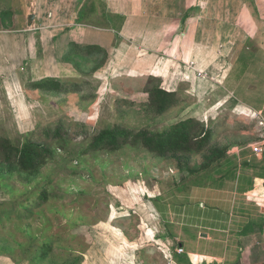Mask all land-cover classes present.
Instances as JSON below:
<instances>
[{
	"label": "rangeland",
	"instance_id": "374dc122",
	"mask_svg": "<svg viewBox=\"0 0 264 264\" xmlns=\"http://www.w3.org/2000/svg\"><path fill=\"white\" fill-rule=\"evenodd\" d=\"M168 1L178 34L163 41L158 52L161 58L179 40L180 44L187 12L197 8L202 15L197 29L204 31L205 37H211L212 44L218 43L217 34L222 43L229 40V46L235 34L243 38L251 34L256 44L258 41L263 44L264 24L262 28L257 24L259 30L253 32L255 24L247 10L255 12V23L257 20L262 24L264 0H188L187 4L185 0ZM33 2L37 15L45 16L47 10L56 12L55 21L47 24L54 27L60 20L70 22L81 0H50L43 4L45 7L38 5V0ZM101 62L99 55L85 62L77 69L81 73L77 82L69 84H78L77 87L66 92L32 89L33 83L29 82L22 87V95L17 91L10 95L0 79V144L8 141L7 146L21 147L31 142L46 152L41 164L25 171L15 162H5L0 148V264H122L123 261L137 264V252L132 254L137 245H128L127 240L135 239L137 243L142 234L140 251L157 248L147 234L149 227L159 222L158 215L152 216L150 212V201L160 205L165 196L170 197L167 192L186 184L190 187L189 181L210 187L220 174L228 178V189L233 186L229 177L237 176L235 167L246 172V161H251L254 154L251 143L264 135V121L257 114L252 117L232 112L230 104L237 105L238 100L261 108L264 99L257 94L252 99L244 88L233 89L236 100L220 89L215 90L210 102L207 97L201 98L209 95V89L206 94L180 93L182 66L175 62L171 81L161 74L160 68L166 62L159 61L158 68L150 65L136 73L129 63L118 70L122 76L112 74V70L105 76H96ZM158 90L174 95L163 110L158 103ZM214 102L223 106L216 113L208 108ZM182 123L188 127L185 130L189 151L159 155L147 150L141 139L133 138L124 142L119 139L117 148L91 149L101 131L127 129L133 133L160 134ZM58 127L67 132L66 136L55 137ZM205 131L209 133L206 137ZM200 141L204 145L197 150ZM216 149H225L223 160L202 169ZM240 182L247 183L243 176ZM207 193L201 190L196 197L192 195L191 199L198 200L197 212L191 207L181 210L174 204L173 211L178 216L187 211L183 213L185 218H179L185 226L208 221L209 217H202L200 205L204 202L208 216L213 213L209 208L214 202L213 195ZM189 202L190 199L185 200V204ZM217 206L221 214H228L229 202ZM155 215L157 220H152ZM161 227L158 224L152 229L159 231ZM142 259L143 264L152 263L144 255Z\"/></svg>",
	"mask_w": 264,
	"mask_h": 264
},
{
	"label": "crops",
	"instance_id": "0c3cea01",
	"mask_svg": "<svg viewBox=\"0 0 264 264\" xmlns=\"http://www.w3.org/2000/svg\"><path fill=\"white\" fill-rule=\"evenodd\" d=\"M33 1L35 0H0V79L10 95L14 91L24 93L22 87L26 83H38L45 79L58 80L65 86L76 83L81 74L77 69L99 55L102 62L98 67L102 68L97 70L96 76H105L111 70L112 74L118 73L119 69L121 71L129 63H132L131 69L136 73L150 65L158 68L157 64L166 62L160 68L161 74L164 79L171 81V68L175 62V65L177 63L182 66L180 93H205L209 89V95L201 98L207 97L210 102L215 90L220 89L236 100L233 89L244 88L251 98H257V94L264 99V39L263 44L260 41H256V44V39L251 34L245 38L235 34V40L229 46L231 42L227 40L222 43L221 36L217 34L215 38L218 43L212 44L211 37H205V32L197 29L202 18L198 8L197 11L187 12L188 19L184 24L180 44V40L175 47L172 44L173 47L161 58L158 52L163 41L171 40V37L178 34L173 24L177 22L171 17L168 0H81L71 21L67 23L60 20L54 27H48L47 24L55 21L56 12L47 10L44 11L46 17L37 15L33 10ZM49 1L38 0V5L45 7L43 4H48ZM187 2L185 0V4ZM247 14L255 24L253 32L259 30L258 26L263 27L264 22H254L255 12L247 10ZM181 19L179 23L182 27ZM261 33L264 37L262 29ZM236 101L237 105L230 104V111H239V114L252 117L257 114L264 121V106L255 108L250 103L242 101L239 104ZM218 102H214L213 107H208L214 113L223 108L222 103L220 107L217 106ZM263 138L264 135H259L251 146ZM262 164L264 165V146L261 155L253 154L251 161L247 159L246 172L235 167L237 176L234 179L233 176L232 179L229 177L231 182L234 181L230 182L233 184L231 188H226L228 178L220 174L210 187L189 181L190 187L186 184L167 192L170 197L165 196L160 205L150 201V212L152 216L157 214L159 220L151 227L158 224L162 227L159 231L154 229V236L153 229L149 227L147 234L157 247L150 248L149 252L140 251L143 245L142 234L137 243L134 242L135 239L131 242L127 240L128 245H137L132 251L133 255L136 252L138 254L137 264H143L142 255L146 260H152L149 264H264ZM242 176L246 184L240 182ZM218 181L223 184L218 185ZM260 182H263L262 185ZM201 190L213 195L214 202L209 206L213 213L208 216L204 202H200L203 210L201 215L207 219L209 217L208 221L185 226L179 218H185L187 211L178 216L173 211L174 206L181 207V210L183 207H191L197 212L195 205L198 200L191 198L192 195L196 197ZM189 199L191 202L185 204V200ZM224 201L229 202L227 215L221 214L220 207L217 206ZM152 220H157L156 215ZM185 241H188L187 246H184ZM178 249L183 252L178 253Z\"/></svg>",
	"mask_w": 264,
	"mask_h": 264
},
{
	"label": "trees",
	"instance_id": "16d2710c",
	"mask_svg": "<svg viewBox=\"0 0 264 264\" xmlns=\"http://www.w3.org/2000/svg\"><path fill=\"white\" fill-rule=\"evenodd\" d=\"M78 84H73L72 86H65L60 81L55 79H45L38 83H33L32 89L49 91L53 93L66 92L70 90V87L76 88ZM157 95L160 98L158 102L161 104L160 110H163L167 105L174 99V95L167 93L162 90L157 91ZM188 127L185 123L180 124V127L175 126L171 127L169 130L156 134V133H133L127 129H116L112 131H101L99 136L95 138L92 142L91 149L98 150L102 148H117L119 146L118 140L126 141L128 138H133L135 140L142 141L144 147L151 152L157 153L159 155H168L169 152H178V151H189L190 141L188 139L187 130ZM67 132L62 131L58 127L55 131V137H64ZM208 131H205L204 136H208ZM8 141H4L0 144V148L4 151V161L5 162H15L19 165L22 170H32L37 165L42 163V157L45 156V149H42L40 145L35 143H25L21 147L7 146ZM204 143L200 141L198 143L197 150H201ZM8 148V150H7ZM225 149H216L211 152L206 162L202 165V169L206 170L211 165L217 161L223 160L226 155Z\"/></svg>",
	"mask_w": 264,
	"mask_h": 264
},
{
	"label": "built area",
	"instance_id": "2783aa9c",
	"mask_svg": "<svg viewBox=\"0 0 264 264\" xmlns=\"http://www.w3.org/2000/svg\"><path fill=\"white\" fill-rule=\"evenodd\" d=\"M263 146H264V138L261 139V141H259L258 143H255L251 146L253 149V153L256 155L261 154L263 152ZM182 252H183V250L178 249V253H182Z\"/></svg>",
	"mask_w": 264,
	"mask_h": 264
}]
</instances>
